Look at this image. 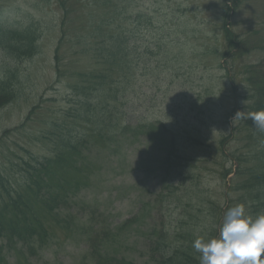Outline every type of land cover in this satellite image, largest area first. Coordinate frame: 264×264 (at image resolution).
Instances as JSON below:
<instances>
[{"label": "rangeland", "instance_id": "rangeland-1", "mask_svg": "<svg viewBox=\"0 0 264 264\" xmlns=\"http://www.w3.org/2000/svg\"><path fill=\"white\" fill-rule=\"evenodd\" d=\"M129 1L132 13L152 19L147 36L137 34L140 52L145 55L148 46L156 49L150 57L140 56L134 78L119 88L128 93L118 121L130 133L116 143L95 135L84 152L65 159V167L53 168L59 176L82 181L71 204L70 228L46 223L51 230L43 249L20 250V259L19 251L8 250L0 264H86L92 244L116 256H111L116 262L124 257L133 264H159L184 235L213 234L217 217L219 235L232 203L226 195L231 189L224 166L235 169L237 164L229 160L234 150L249 145L247 152L261 140L235 138L243 121L234 117L236 109L247 112L246 97L252 93L245 68L255 66L256 79L264 73V0H231L229 8L226 0ZM70 3L66 40L75 35L80 22L81 6ZM229 9L234 13L228 20V46L224 17ZM63 11L59 0H0V25L33 23L41 34L39 53L30 59H13L0 48V77L11 73L15 85L10 99H0V139L9 138L6 144L13 149L0 145V161L6 155L16 162H34L62 148L44 133L50 131V119L57 124L64 115L70 121L62 113L70 107L61 91L67 83L56 82L55 51L62 37ZM70 48L67 56L74 58L68 73L95 66L91 56L74 55ZM52 95L57 99L46 104L53 108L48 112L37 108L32 120L42 99ZM108 117L115 116L111 112ZM86 129L94 126L77 131ZM90 215L96 219L89 220ZM88 222L92 231L81 234L76 227ZM106 235L115 237L101 243ZM165 235L170 236L167 246L156 244Z\"/></svg>", "mask_w": 264, "mask_h": 264}, {"label": "trees", "instance_id": "trees-1", "mask_svg": "<svg viewBox=\"0 0 264 264\" xmlns=\"http://www.w3.org/2000/svg\"><path fill=\"white\" fill-rule=\"evenodd\" d=\"M70 1L81 6L78 7L81 12L77 14L80 22L77 25L78 28H75V35H72L70 40H66L69 33L67 26L72 15ZM230 1L226 0L227 8H229ZM233 4L236 6V2ZM59 5L64 11L60 28L62 37L55 51L58 68L56 82L64 81L68 84L63 85L67 89L61 91L65 93L62 97H65L64 101L70 107L66 106L62 113L70 121L65 120L67 118H64V115L57 124L56 121L49 120L47 130L50 131L44 134L55 146L62 147L51 157L22 163L6 159V155H3V160L0 161V257L2 258L5 257V252L8 250L19 251L16 254L20 259V250H32L33 253H36L43 249L51 230V227L46 223L53 225L55 222L60 226L65 225L63 228H70L68 218L71 204L77 194L76 188L81 186L82 181H71L64 175L59 176L53 172V168L56 166L58 168L65 167V159L72 154L77 155L84 152L88 140L95 135L108 139L111 143H116L120 137L126 138V134L130 133L131 129L125 128L124 122L120 123L118 120L121 117L120 110L123 111L122 103L127 102L128 90L123 92L119 88L127 80L134 78L133 71L136 67L134 64L141 55L143 58L152 56L150 47L146 48L145 55L140 52L136 41L139 29L151 27L152 20L142 12L134 11L132 13L129 0H59ZM230 12V9L228 13L225 11L227 17H224V20L228 19ZM228 28L227 21L225 23V39L229 46ZM40 38L39 29L33 23L20 25L16 28L0 25V48L9 57L16 60L30 59L38 54ZM69 46L71 47L70 51H74V55L91 56L96 63L95 66L91 69L88 67L87 71L77 69L73 74L68 73V64L71 62L70 59L74 58L67 56ZM160 47L161 45L158 46V49ZM227 48L224 59L228 56ZM75 50H77L76 53ZM255 68V66L245 68L248 81L252 84V93L246 97L247 103L249 102L246 105L249 114L264 110V73H261L257 79L253 78L256 73H259V71L255 72ZM14 86L11 73L7 72L3 77H0V99L1 97L10 99V94L14 92ZM70 91L71 93H69ZM45 98L36 107L35 113L31 117L32 120L38 112L37 108L39 110L45 108L46 112L53 108L48 104L55 101L56 95ZM90 109L92 110L90 111ZM111 112L115 116L112 119L108 117ZM235 112L238 110L236 109ZM242 121L237 134H234L235 138L241 136L242 142L258 136L261 140H258L260 142L254 144L247 152L244 148H248L249 145L236 148L231 156L228 154L229 160L237 164L234 176L227 181L228 184L230 182L231 192L226 195L228 198L232 197V203L228 210L237 204H244L246 211L255 217L264 214V132L256 129L251 119ZM91 125L94 126V130L77 131L78 127H90ZM145 134L147 135L146 132ZM7 139L9 138L0 139L1 147L7 145ZM175 140L172 139L173 144ZM226 140L222 139L221 143L225 144ZM7 147L13 152L12 146L7 145ZM167 159L169 163L171 160ZM224 167L226 169L223 175L227 180L233 169ZM235 192H238V195L234 199ZM43 214H45V218ZM90 217L89 220L96 219L92 215ZM219 220L220 218L217 217L215 222H212L214 229L213 234L210 233L211 235L203 236L204 232H200V235H184L185 238L177 245L175 251L166 256V259L164 258L165 260L159 264H200L198 253L192 246L193 242L197 237H204L206 240L216 237L218 230H215V227ZM90 226L91 223L88 222V225L84 224L76 229L81 234H88L92 231ZM92 235L98 234L94 232ZM110 236L106 235L100 239L101 243L115 237L114 235ZM193 237H195L194 240ZM90 238L93 237L90 236ZM167 238L170 236L165 235L158 238L156 244L167 246ZM90 255L94 258H91ZM111 256L92 244L90 252L86 254L88 257L86 264H91L92 261L94 264H133L132 261L124 259V257L118 258L119 261L116 262L114 258L117 257L112 256L114 257L112 258Z\"/></svg>", "mask_w": 264, "mask_h": 264}, {"label": "clouds", "instance_id": "clouds-1", "mask_svg": "<svg viewBox=\"0 0 264 264\" xmlns=\"http://www.w3.org/2000/svg\"><path fill=\"white\" fill-rule=\"evenodd\" d=\"M238 119H251L264 132V110L238 111ZM192 246L200 253V264H264V214L253 217L237 204L226 212L217 237H197Z\"/></svg>", "mask_w": 264, "mask_h": 264}]
</instances>
